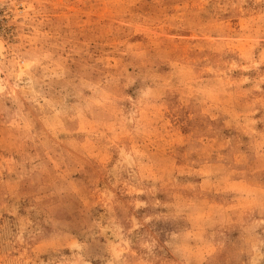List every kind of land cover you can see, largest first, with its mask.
I'll return each instance as SVG.
<instances>
[{"label":"rangeland","instance_id":"rangeland-1","mask_svg":"<svg viewBox=\"0 0 264 264\" xmlns=\"http://www.w3.org/2000/svg\"><path fill=\"white\" fill-rule=\"evenodd\" d=\"M0 264H264V0H0Z\"/></svg>","mask_w":264,"mask_h":264}]
</instances>
